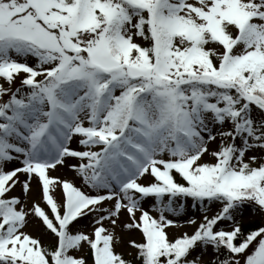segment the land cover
<instances>
[{
  "label": "snow or ice",
  "instance_id": "6c2138e0",
  "mask_svg": "<svg viewBox=\"0 0 264 264\" xmlns=\"http://www.w3.org/2000/svg\"><path fill=\"white\" fill-rule=\"evenodd\" d=\"M0 264H264V0H0Z\"/></svg>",
  "mask_w": 264,
  "mask_h": 264
},
{
  "label": "rangeland",
  "instance_id": "374dc122",
  "mask_svg": "<svg viewBox=\"0 0 264 264\" xmlns=\"http://www.w3.org/2000/svg\"><path fill=\"white\" fill-rule=\"evenodd\" d=\"M63 171V174L61 175L62 177L65 176V175H69L68 171L67 170H62ZM57 175V173H56ZM249 221H252V219H250L249 217H245L244 220L242 221L243 224H246V222H249Z\"/></svg>",
  "mask_w": 264,
  "mask_h": 264
},
{
  "label": "bare ground",
  "instance_id": "6f19581e",
  "mask_svg": "<svg viewBox=\"0 0 264 264\" xmlns=\"http://www.w3.org/2000/svg\"><path fill=\"white\" fill-rule=\"evenodd\" d=\"M62 174H63L62 170L57 173V175H59V176H61Z\"/></svg>",
  "mask_w": 264,
  "mask_h": 264
},
{
  "label": "trees",
  "instance_id": "16d2710c",
  "mask_svg": "<svg viewBox=\"0 0 264 264\" xmlns=\"http://www.w3.org/2000/svg\"><path fill=\"white\" fill-rule=\"evenodd\" d=\"M251 226V225H250ZM246 227H249V226H246Z\"/></svg>",
  "mask_w": 264,
  "mask_h": 264
}]
</instances>
